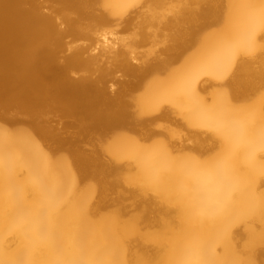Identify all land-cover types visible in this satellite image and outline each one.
I'll return each mask as SVG.
<instances>
[{"label":"bare ground","instance_id":"obj_1","mask_svg":"<svg viewBox=\"0 0 264 264\" xmlns=\"http://www.w3.org/2000/svg\"><path fill=\"white\" fill-rule=\"evenodd\" d=\"M0 264H264V0H0Z\"/></svg>","mask_w":264,"mask_h":264}]
</instances>
